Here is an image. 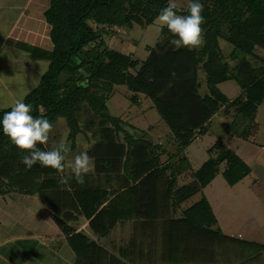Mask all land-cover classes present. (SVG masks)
Listing matches in <instances>:
<instances>
[{
  "label": "trees",
  "instance_id": "obj_1",
  "mask_svg": "<svg viewBox=\"0 0 264 264\" xmlns=\"http://www.w3.org/2000/svg\"><path fill=\"white\" fill-rule=\"evenodd\" d=\"M168 2L50 0L44 15L51 48L6 39L8 45L27 52L30 58L49 61L38 84L23 97L32 106L34 117H45L52 124L64 118L74 147L77 136L84 134L92 144L86 149L91 158L120 161L125 157L123 170L129 176H133L130 165L136 158L140 171L155 166L151 176L160 181L156 183L150 176L148 181L150 185L154 181V186L128 204L130 210L153 206L160 218L136 220L131 246L121 247L118 253L103 246L96 254V245L90 242L89 251L78 255L75 264H264V243L227 234L205 193L224 161L223 177L231 185L246 178L252 172L251 165L223 142L215 144L216 154L197 170L184 154L221 111H233L232 121L226 124L232 136L248 139L257 128L264 105V0H200L205 23L201 25L204 44L198 50H174L166 27L161 28L157 42L147 46L146 58L107 45V37L120 27L155 23ZM188 3H177L178 14H187ZM220 40L232 45L229 56L224 54ZM201 73L204 82L200 81ZM85 79L87 87H78ZM230 80L241 88L233 98L221 89ZM202 84L205 93L200 90ZM118 85L125 86L134 105L141 104V95L151 100L152 108L174 136V151H167L162 141L148 138L145 129L111 113L108 102ZM9 110L0 108V120ZM162 151L169 155L167 163L161 161ZM26 154L10 142L0 125V156L6 157L0 159V204L13 194H40L54 186L46 183L49 169L45 171L38 163L26 169L21 162ZM164 173L167 180L162 179ZM181 175L190 179L180 184ZM160 183L167 189L166 199L159 196L156 184ZM167 201L175 211L181 208L183 215L160 211L158 207L166 206ZM58 222L63 225L62 219ZM147 233L156 236L155 240L165 238L163 246L157 241L149 249L155 256L162 251L161 260L153 263L140 256Z\"/></svg>",
  "mask_w": 264,
  "mask_h": 264
},
{
  "label": "rangeland",
  "instance_id": "obj_2",
  "mask_svg": "<svg viewBox=\"0 0 264 264\" xmlns=\"http://www.w3.org/2000/svg\"><path fill=\"white\" fill-rule=\"evenodd\" d=\"M49 1L50 0H0V22L2 21V23L5 22V25H9L13 21H17L18 17L23 14L19 25L22 27L26 24L25 26H29V29L31 30H29V32L26 31L27 33L25 34L23 32L21 34L23 36H18L22 37V39L26 38V40L32 41L38 45L51 48L52 43L49 37V25L46 22L44 15V11L49 7ZM188 1L189 0H175L176 3L181 5L187 4ZM161 28L162 27L157 21L145 27L136 24L133 27H120L117 32L113 33L110 37H107L106 43L111 48H116L127 53L136 52L137 56L140 58H146L148 54L147 46L154 45L157 42L161 35ZM19 29L20 28H18L16 33L10 37L18 39L16 36ZM9 32L8 27L0 26V108L10 107L17 99L24 97L27 92L36 86L42 74L47 70L49 63L48 60L44 59L33 60L25 51L8 45L5 38L10 35ZM4 42L7 45L4 44ZM220 43L224 54L229 56L232 45L225 40H220ZM9 58H17L18 61L24 60V62L27 63V66L25 67L24 64V68L21 69L20 66L15 65V61H11ZM231 63L235 64L233 61H231ZM203 76L204 74L201 73V82H204L202 79ZM25 78H31L30 83L25 82ZM221 89L232 98L238 95L241 91L240 86L232 80L224 82L221 85ZM200 90L202 93L207 92L204 84H202ZM128 94L129 91L125 86L118 85L115 87V93L108 102L111 113L123 118L137 128L145 129L148 138H151L155 142L162 141L167 151H174V136L166 123L161 119L157 110L152 108L151 100L141 95V104L134 105L130 102ZM263 114L264 105H262L257 117V121L259 122L257 128L262 126ZM232 117L233 111L229 114H226L223 111L216 114L213 117L208 130L203 135L198 136L197 139L186 148L184 154L189 158L193 170L200 168L209 157L216 154L217 150L214 146L219 142H223L230 149L237 152L242 157H245L244 159L252 167V172L246 178L235 185L229 184L223 177L222 173L227 165L224 161L220 165L221 171L205 188V193L214 208L220 226L227 234L236 235L242 233L249 240L264 243V168L262 167L264 150H262V133H260V136L258 135V138L255 141L256 145L249 143L247 139L232 136L226 128V124L232 121ZM68 137L69 129L66 125L65 119L60 117L55 123H53V130L49 134V141L46 145H42L43 148L41 150H50L55 147L59 141H67L71 145L72 151L65 161V172H67V175H70V169L67 165L72 161L76 154H79L81 151H86V149L92 144H89V141L86 140L87 137L84 134H80L74 141V147L72 145L73 142L69 141ZM161 154V160L166 161L169 155L165 152ZM5 158V156H0V159ZM92 160L94 163V170L86 175L85 183L78 184L72 179L68 181L72 186L79 188L87 187L90 190H94L99 182L98 180H108L109 176L103 175V172L106 168L112 166L111 163H113V174H115L114 171L118 172L120 169H124L123 164L125 162V157L120 161L99 158H92ZM134 161H136V158ZM134 161L130 165L132 169L135 166ZM44 168L46 171V167ZM48 172L51 173L54 171L50 168ZM188 172L187 175H190ZM46 176L49 178L51 177V175L49 176L47 174ZM116 177L118 179L113 180H119V175ZM183 177L185 178L186 176L181 175L180 179ZM121 178L123 184H128L129 179H135L134 175L130 177L127 174L125 176L124 172ZM151 179H154L156 183L160 182H157L155 175L151 176ZM156 185L160 189L159 196L162 197L164 195L166 199V190H164L161 185ZM138 189L132 190L134 191L132 193L129 192V195L123 199L121 198L117 204H112V206H116L118 212L121 213L120 209L122 210V214H117V216H119L117 217L118 221L124 218L123 212L125 213V216H127L130 210L128 205L129 201L131 199L134 200L135 197L140 194L138 193ZM80 195L81 194H77L78 197H80ZM91 198L92 200H88L90 202L87 201L86 203L88 207H92L93 205L94 197L92 196ZM42 202L43 199L37 194L25 195L17 193L6 197L5 202L0 204V245L2 244L0 247V264H9L7 262L4 263L3 257L7 258L11 264H23L22 260L25 259L24 255H27V252L21 249L22 244L18 243L15 239L9 240V234H15L13 231H17L20 235L24 232L26 234L37 233L39 229H34L37 228L34 224V220H38L37 217L40 220L42 219V224L47 227L46 229L39 230V232L47 231L51 233L55 231L57 228L56 224H51L49 222V217L54 210L45 205L46 208ZM131 210L138 211L140 209L133 207ZM176 211L178 212L172 213V216L183 215L180 210L177 209ZM105 213L106 212L99 216L98 221H101V218L105 217ZM61 216L64 218L63 214ZM41 221L39 223H41ZM117 225L118 226L111 231L109 236H111V239L115 238V240L121 244V241H127L130 239L132 234L129 231L127 233L125 232L122 236L119 223ZM85 233L84 236L77 237L74 243L76 247L79 246V248H81L85 244L89 235L87 232ZM104 239L107 238L105 237ZM138 239H140L139 236ZM8 240L9 242H5ZM49 245L50 249L48 246L45 247L44 250H42V248L40 250L37 246L38 250L31 253V260L28 264H36L37 262V264H40V262L41 264H67V260L61 261L57 254L52 250V248L58 245V241L51 240ZM66 247L67 250H69L68 252L73 255L71 253L69 242ZM24 249L29 252V249L26 247H24ZM62 251L63 250L57 252L61 253ZM72 259H76V257H72Z\"/></svg>",
  "mask_w": 264,
  "mask_h": 264
},
{
  "label": "crops",
  "instance_id": "obj_3",
  "mask_svg": "<svg viewBox=\"0 0 264 264\" xmlns=\"http://www.w3.org/2000/svg\"><path fill=\"white\" fill-rule=\"evenodd\" d=\"M22 16H23V14H21V16L18 17L17 21H13L9 25L8 24L5 25L4 24L5 22L4 23H2V21L0 22V26H5V27L9 28V31H10L9 34L10 35L7 37L13 36L16 33L17 29L20 28L21 31H20V29L18 30L19 32H18L16 38L22 39V37H20L18 35H21L23 32L25 34V33H27L26 31L29 32V30H31V29H29V26H27V27L25 26L26 24H24L22 27H20L19 24H20V19H22ZM21 36H23V35H21ZM6 38H5V40H6ZM22 40L36 44L32 41L26 40V38H24ZM4 44H6V43L4 42ZM9 60L15 61L16 62L15 65L20 66L21 69L24 68V64H25V67L27 66V63L24 62V60L18 61L17 58H15V59L9 58ZM33 60H35V59H33ZM30 79L31 78H29V79L25 78L24 81L27 83L28 82L30 83ZM258 128H256L254 130L253 134L247 140L249 143L256 145L255 141L258 138V135L260 136V133H262V150H264V114L262 115V126H260ZM242 158L244 159L245 157L243 156ZM263 159H264V156L262 158V167L264 168V160ZM167 160L166 161L161 160V161L164 163H167ZM47 169L50 170V168H47ZM112 169H113V167L110 166L104 170L103 175L109 176L108 180L107 181L98 180L99 182L96 185V187L94 188V190H92V189L90 190L87 187L86 188L74 187L69 182L66 184H60L59 183L60 176L61 175H67V172H65L64 174H59L55 170H53L54 172H51V173H49L47 170L48 173H46V174L49 176L51 175V177L50 178L48 176L45 177L46 183H49V185H54L53 187H55V188L51 187V188L47 189V191L44 190V193L41 192L40 194H37V195H39L43 199L42 204L44 206L47 205V206H49V208L51 207L54 210L51 215L49 213V215H50L49 222L51 224L55 223L57 228L55 229L54 232H51V233H49L47 231L39 232V230L46 229L47 227L42 224V221H41L42 219L40 220L37 217L38 220H34V224L37 226V228H34V229H39L37 231V233L26 234L24 232L22 235H20V233L18 234L17 231H13L15 234H11V235L9 234V236H8L9 240L15 239L18 243L22 244L21 249L23 251L27 252V255H24L25 259L22 260L23 264H28L30 262V260H31L30 257L32 256L31 253L36 252L38 250L37 246L40 250H41V248H42V250H44L45 247H48V246L50 249L49 243L51 240L58 241V245H56V247L52 248V250L55 254H57L58 258L61 261L67 260V264H75L76 259H72V257L77 258L78 255L83 254L85 252H88L90 242H92V245H93V243L96 245L95 246L96 254H97L98 248L103 247V246L106 247V249H109V250L111 249L110 251L118 253L119 249L121 247L126 246V245L131 246L130 242H131V238H132L134 231H135L134 222H136V220L143 219V218H146V219L147 218H152V219L160 218L157 215L155 216L156 209H154L153 206L145 205V207L143 206L142 208L138 207L140 209L138 211L129 210L127 216H125V213L123 212L124 218H122V219L120 218L121 220L118 221L117 217H119V216H117V214L118 213L122 214V210L120 209V211H121V213H120L117 211L116 206H112V204H117L121 198L123 199L126 196H128L129 192H131V193L134 192L132 190H136L139 188L138 189V193H140L139 195H143L142 192L148 193L149 189H151L150 186H154V184H153L154 181H152L151 185H150L148 178L152 175L153 169H155V166L152 167L151 170L140 171L139 168H137V166L135 165L133 168L134 170H132L133 171L132 174L134 175L135 179H133V180L129 179L128 184H123V181L121 178L123 176V172H124L125 176L127 175L124 170L120 169L118 172L114 171L115 174H113ZM117 175H119V180H113V179H118L116 177ZM162 177H163L162 178L163 180L168 179V175L166 173H164V175ZM189 179L190 178L187 175L185 178L183 177L182 179H180V177H179V183L184 184ZM262 180H263V178H262ZM55 183H56V186H55ZM160 185H161V183H160ZM161 187L164 190H167L164 188V184L161 185ZM143 190H145V191H143ZM77 194H81L80 197H78ZM91 195L94 197L93 205H92V207H88L86 203L88 200H92ZM139 195H138V197H139ZM88 202H90V201H88ZM158 209L162 212L165 210H167L169 213L178 212V211L174 210L173 205L171 203H169L168 201H167L166 206L162 205V206L158 207ZM177 209L181 211V208H177ZM63 210H64V212H63ZM104 212H106L105 217H102L101 221H98L99 216H101L102 213H104ZM62 214L64 215V218L61 216ZM60 217L63 220V225H60L58 222L60 220ZM167 217H169L168 214H167ZM40 221H41V223H39ZM218 221H219V219H218ZM118 223H119V227L121 228L122 236L125 234V232L127 233L129 231L132 234L130 239H128L127 241H124V240L121 241V244L118 243V241L115 240V238L111 239V236H109L111 231L114 230L116 226H118L117 225ZM17 224H19V223H17ZM146 227H148V226L146 225ZM30 229H31V227H30ZM30 232H28V233H30ZM85 232H87L89 234L88 239L91 238L90 240H92V241H85V246L83 245V247H81V248H79V246L76 247V245L74 243H75L77 237L84 236L86 234ZM106 233H109V234L104 236ZM233 236L244 239V240H249L242 233H239V234H236ZM105 237L107 239H104ZM144 237H146V240H145L146 242L144 244L145 250H143V252L140 256L147 263H149V261L151 263H153V261H155V260L156 261H158L159 259L161 260V257L159 255H161L162 251H158L157 252L158 255L155 256L156 253H152L154 251H151L149 249L151 248L152 243L153 242L156 243L157 241L159 242V245L162 244V246H163V241L165 240V238L160 236L158 238V240H155L156 236H154L153 234L152 235L148 234V233ZM9 240L5 241V242H9ZM68 242H69V246L71 248V253L73 255H71L68 252L69 250H67L68 246L66 247V245ZM257 242H260V241H257ZM1 246H2V244L0 245V247ZM24 247L29 249V252L27 250H25ZM61 250H63L61 253L57 252V251H61ZM68 254H70V255H68ZM3 258H4V263L7 262V263L11 264L7 258H5V257H3ZM40 264H41V262H40Z\"/></svg>",
  "mask_w": 264,
  "mask_h": 264
},
{
  "label": "clouds",
  "instance_id": "obj_4",
  "mask_svg": "<svg viewBox=\"0 0 264 264\" xmlns=\"http://www.w3.org/2000/svg\"><path fill=\"white\" fill-rule=\"evenodd\" d=\"M177 8L175 0H169L167 6L162 8L156 17L158 24L162 28L166 27L171 34L169 45L174 50L200 49L204 44L201 27L205 23L202 15L204 5L200 0H190L186 15L178 14ZM87 85V79L77 84L78 87H87ZM31 113L32 106L26 104L23 97L17 99L0 120L3 134L21 153H27L23 155L21 161L26 169H31L38 163L41 167L51 168L59 174H64L65 161L72 151L71 145L61 140L50 150H41L38 145L48 143L53 124L49 119L34 117ZM67 167L70 169V175H61L59 183L66 184L74 179L76 183L84 184L86 175L94 170V163L87 151H81L74 156Z\"/></svg>",
  "mask_w": 264,
  "mask_h": 264
}]
</instances>
